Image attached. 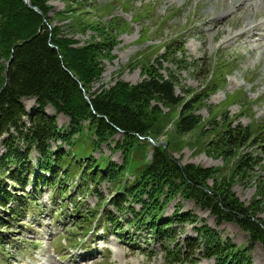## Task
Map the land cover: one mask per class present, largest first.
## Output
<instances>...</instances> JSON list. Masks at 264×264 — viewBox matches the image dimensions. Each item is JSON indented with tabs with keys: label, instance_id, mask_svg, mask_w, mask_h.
Returning <instances> with one entry per match:
<instances>
[{
	"label": "trees",
	"instance_id": "16d2710c",
	"mask_svg": "<svg viewBox=\"0 0 264 264\" xmlns=\"http://www.w3.org/2000/svg\"><path fill=\"white\" fill-rule=\"evenodd\" d=\"M30 4L48 19L46 0H30ZM80 25H83L82 20ZM101 41L102 44L71 47L70 40L58 37L56 29L51 32L43 23V16L23 0H0V143L4 148L0 156V209H5L10 219L18 221L37 204L36 195L42 187L52 189V201H62L70 197L67 190L92 193L96 185L107 181L114 188L109 203L118 216L108 210H102L97 216L96 210H83L75 203L79 226H90L97 218L98 221L104 218L117 233H122L125 228L121 219H124L129 226L150 232L151 240L159 245L168 264L191 262L196 253L213 258L216 264H252L248 254L254 244L260 243L264 252V221L258 218L254 205L246 207L239 202L231 193L225 176L209 187L207 180L212 178L213 170L190 164L181 167L163 146H154L147 139L154 140V136L163 132L154 129L155 116L161 114L159 105L169 108L181 105L175 120L176 135H186L199 127L201 118L194 106L217 90L219 79L211 78L199 93L185 101L175 94L171 75L163 79L151 70L148 79L136 85L116 82L99 93L89 95L86 91L85 98L79 83L86 90L92 72L99 71L94 61L101 45L106 44L103 48L109 52L110 38ZM174 44L166 45L171 48L169 54H182L184 44ZM226 63L219 60L218 64L225 66ZM24 98L35 99L36 107L31 113L25 110ZM48 106L68 118L64 128L58 127L55 114L46 112ZM219 106H215L222 111L218 115L226 117L224 105ZM216 116L207 121L210 127L216 126L219 130L212 148L225 157L235 158V167H230L233 174L245 175L259 160L241 154L240 149L246 144L259 146L264 138L255 141L256 133L249 126L234 124L233 119L227 117H220L221 121L216 122L219 117ZM119 131L120 139L115 141L114 136ZM83 134L89 138L81 148L78 145ZM110 142H114L112 150H121L124 154L121 165L102 155L98 158L92 153L82 156L85 149L94 152ZM147 146L152 149L149 159L144 151ZM167 147L173 151L168 140ZM144 152L143 159L135 158ZM6 181L16 192L9 190ZM258 194L264 197L262 177ZM179 196L192 199L201 209L208 210L217 223L235 222L248 234L247 246L236 249L221 242L212 230L203 226L193 241L180 247L173 222H193L194 217L175 214L165 220L161 218L163 209ZM105 200L100 198V202ZM7 224L9 222L0 215V228ZM133 243L131 240L130 244Z\"/></svg>",
	"mask_w": 264,
	"mask_h": 264
},
{
	"label": "rangeland",
	"instance_id": "374dc122",
	"mask_svg": "<svg viewBox=\"0 0 264 264\" xmlns=\"http://www.w3.org/2000/svg\"><path fill=\"white\" fill-rule=\"evenodd\" d=\"M240 1L46 0L48 19L43 13L39 14L51 32L56 29L58 37L72 42L71 47L102 44V38H110L108 53L103 48L106 44L101 45L103 49L94 61L99 71L92 72L87 89L79 83L86 98V91L89 95L99 93L116 82L136 85L148 79L151 70L163 79L171 75L175 94L185 101L199 93L211 78L219 79L217 90L194 106L201 125L186 135L175 134V120L181 105L171 108L159 105L161 114L155 116L154 129L163 132L154 136V142L158 147L163 146L181 167L190 164L213 170L212 178L207 180L209 187L225 176V181L230 182L231 193L246 207L254 205L258 218L264 221V197L258 194L259 179H264V143L243 146L240 153L249 154L259 160V164L245 175L233 174L230 167H235V158L225 157L212 148L219 130L207 123L208 119L222 113L215 106L223 104L226 117L232 118L234 124L249 126L256 133L255 141L264 138V0H245L259 7L251 15L242 8ZM232 10L235 12L231 13ZM81 20L83 25H80ZM250 22L255 29L245 28ZM170 42H174V46L183 43V53L171 56V48H166ZM219 60L228 64L220 66ZM23 105L28 113L36 107L33 98H24ZM46 110L56 115L58 127L66 126L68 118L65 115L56 114L51 106ZM220 117L226 118L221 114L215 121H221ZM261 128L263 130L257 134ZM88 138L81 135L80 143ZM118 139L120 132L114 136L115 141ZM167 140L172 144V152L167 149ZM113 146L114 142L103 144L92 156L102 155L121 165L124 154L121 150H112ZM63 148L68 149L66 145ZM144 151L149 159L152 149L147 146ZM3 152L0 143V156ZM145 152L135 158L143 159ZM8 185L11 192H16ZM113 190L107 181L96 185V191L91 194H82L72 188L67 191L70 197L62 201L61 209L59 200H51L52 189L44 187L37 194V204L18 221L10 219L6 210L0 209L1 217L9 222L0 228V264H168L145 228L135 229L121 219L125 231L116 233L104 218L93 221L90 226L77 225L79 214L73 210L75 202H80L83 210H96L97 216L104 209L117 216L108 202ZM101 197L107 201L100 203ZM134 207L139 206L134 204ZM175 214L194 217L193 222H173L180 247L193 241L203 226L212 230L221 242L236 249H244L249 242L248 234L235 222L217 223L208 210L201 209L192 199L177 197L163 209L161 218L165 220ZM131 240L134 243L130 245ZM73 253H81L87 259L74 263L77 257L72 258ZM248 255L252 264H264L260 243L254 244ZM192 259L182 264H216L213 258L198 253Z\"/></svg>",
	"mask_w": 264,
	"mask_h": 264
},
{
	"label": "bare ground",
	"instance_id": "6f19581e",
	"mask_svg": "<svg viewBox=\"0 0 264 264\" xmlns=\"http://www.w3.org/2000/svg\"><path fill=\"white\" fill-rule=\"evenodd\" d=\"M254 3V4H253ZM243 4V7L242 8H244L245 10H246V12L248 13V14H253V12L254 11H256V10H258V8H256V3L255 2H246L245 0H241L240 1V5H242ZM235 10H236V8H235ZM235 10H232V11H230L231 13H234L235 12ZM246 13V14H247ZM253 27H256V26H253L252 25V23L250 22V23H248V24H246L245 25V28H247V30H251ZM257 27H259V26H257ZM253 29H255V28H253ZM259 29V28H258ZM245 32H247V31H244V33ZM243 33V32H242ZM242 33H240V34H242ZM239 34V35H240ZM253 35V34H252ZM87 256V255H86ZM89 257V256H88ZM83 258H85L86 259V257H83Z\"/></svg>",
	"mask_w": 264,
	"mask_h": 264
},
{
	"label": "water",
	"instance_id": "95a60500",
	"mask_svg": "<svg viewBox=\"0 0 264 264\" xmlns=\"http://www.w3.org/2000/svg\"><path fill=\"white\" fill-rule=\"evenodd\" d=\"M24 1V3L27 5V6H29L30 8H32L34 11H36L37 13H40V14H42V12L37 8V7H34V6H32L31 4H30V0H23ZM164 147H165V145H164ZM167 154H168V152H167ZM169 155V154H168ZM258 222V221H257ZM258 223H260V222H258Z\"/></svg>",
	"mask_w": 264,
	"mask_h": 264
}]
</instances>
